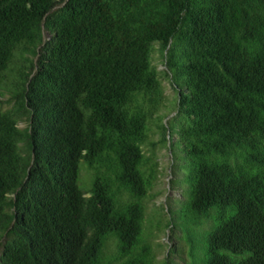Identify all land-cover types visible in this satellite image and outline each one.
Returning a JSON list of instances; mask_svg holds the SVG:
<instances>
[{
    "label": "trees",
    "instance_id": "1",
    "mask_svg": "<svg viewBox=\"0 0 264 264\" xmlns=\"http://www.w3.org/2000/svg\"><path fill=\"white\" fill-rule=\"evenodd\" d=\"M161 75L177 96L160 139L188 184L167 209L178 254L264 264V0H0V264H99L108 240L153 264Z\"/></svg>",
    "mask_w": 264,
    "mask_h": 264
},
{
    "label": "rangeland",
    "instance_id": "2",
    "mask_svg": "<svg viewBox=\"0 0 264 264\" xmlns=\"http://www.w3.org/2000/svg\"><path fill=\"white\" fill-rule=\"evenodd\" d=\"M158 48V44H156L152 54L153 64L157 66V69L161 70L164 68V64L161 62ZM160 80L167 98V106L162 108L159 113L156 114V117L154 116L155 118L150 120L148 124V138L143 144V151L145 154L152 155V160L157 162L156 177L153 181L150 193L143 199L145 204V217L143 223L146 227L149 226L150 222L153 223L150 229V243L152 251L155 254L153 264H164L163 261L167 252L172 249L173 251L170 253L169 259H171L174 264H185V261L188 259L185 255H179L177 252L179 241H177L176 237L178 232L176 230L173 233L169 231L173 226H177V220L175 215L171 214L168 210L172 209L175 211L178 209V201L185 196L184 192L188 184L182 180L185 170L172 168V156L166 145L168 143L164 144L161 142L160 138L163 137V132L162 130L160 132L158 128L159 120L157 121V116L163 117L164 123H167L171 118L173 114L172 111L175 108L173 104L175 103L177 93L164 76L161 75ZM171 112L172 114L170 115ZM19 126L24 127L25 122H22ZM165 136L168 138L167 133ZM152 143H154L153 147ZM83 165H86V163L81 160L79 162L77 183L82 191H86L90 189L92 176L90 178L87 177L89 171L87 168H84ZM180 203H184V201H180ZM195 224H197L196 218L192 217L188 219L186 215L183 214L181 222H178V226L186 234L185 238H187V231L191 237L195 236V234L197 235L198 229L196 230L194 227ZM211 228H213V225L209 229ZM198 231L199 238H201L204 231L200 229ZM203 241L204 238H202V242ZM112 243L111 240H108L105 246L102 247V252L99 256V261L101 260L100 264H122V261L117 260V251L114 249V244Z\"/></svg>",
    "mask_w": 264,
    "mask_h": 264
},
{
    "label": "clouds",
    "instance_id": "3",
    "mask_svg": "<svg viewBox=\"0 0 264 264\" xmlns=\"http://www.w3.org/2000/svg\"><path fill=\"white\" fill-rule=\"evenodd\" d=\"M102 252V251H101ZM101 261V260H100ZM100 261H99V264H100Z\"/></svg>",
    "mask_w": 264,
    "mask_h": 264
}]
</instances>
